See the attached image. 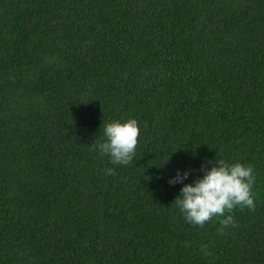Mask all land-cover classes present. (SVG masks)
Returning a JSON list of instances; mask_svg holds the SVG:
<instances>
[{
  "label": "trees",
  "instance_id": "1",
  "mask_svg": "<svg viewBox=\"0 0 264 264\" xmlns=\"http://www.w3.org/2000/svg\"><path fill=\"white\" fill-rule=\"evenodd\" d=\"M220 159L255 177L223 234L174 203ZM0 264H264V0H0Z\"/></svg>",
  "mask_w": 264,
  "mask_h": 264
},
{
  "label": "clouds",
  "instance_id": "2",
  "mask_svg": "<svg viewBox=\"0 0 264 264\" xmlns=\"http://www.w3.org/2000/svg\"><path fill=\"white\" fill-rule=\"evenodd\" d=\"M104 135L106 141L95 140L91 147L98 149L102 156H109L113 164H130L140 136L137 120L108 123L105 125ZM105 172L107 175L114 174L113 169H106ZM253 173L251 165L229 164L223 159L217 160L210 170H205L202 178L192 184H185L174 203L187 223L199 227H203L214 217H225L219 220L221 228L218 232L223 234L224 228L234 226L231 213L235 208L255 210L252 195L255 180ZM188 175L185 172L181 176L178 172L169 183H182Z\"/></svg>",
  "mask_w": 264,
  "mask_h": 264
}]
</instances>
